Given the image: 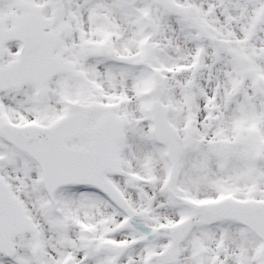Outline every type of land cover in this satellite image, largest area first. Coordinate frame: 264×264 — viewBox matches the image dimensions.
<instances>
[{
    "label": "rangeland",
    "instance_id": "obj_1",
    "mask_svg": "<svg viewBox=\"0 0 264 264\" xmlns=\"http://www.w3.org/2000/svg\"><path fill=\"white\" fill-rule=\"evenodd\" d=\"M169 1L171 11L154 0H63L54 13L50 0H0L5 27L29 9L38 10L55 55L84 76L82 81L55 77L44 101L36 98L35 84L0 92V126L51 127L71 114L72 104L82 102L92 107L89 126L108 113L119 118L121 174L102 177L135 213L121 221L114 214L118 208L94 188L63 186L49 195L35 162L0 131V178L36 227L35 234L13 238L14 254L0 253V264H148L150 257L169 250L157 228L187 220L192 226L174 264H261V242L250 231L231 220L212 219L199 206L227 198L264 201L263 0ZM147 15L153 34L142 21ZM65 21L68 35L62 34ZM102 45L113 50V60L99 53ZM16 52L15 43L5 46L0 66L15 62ZM157 73L165 79L161 92L155 91ZM154 102L168 108L167 122L182 148L173 185L167 151L152 137ZM223 142L235 148L225 158L217 152ZM70 145L89 148L82 139ZM220 162L228 163L220 166L227 171L218 172ZM132 177L150 182L145 199ZM182 196L190 211L176 201ZM121 224L129 231L120 230Z\"/></svg>",
    "mask_w": 264,
    "mask_h": 264
},
{
    "label": "water",
    "instance_id": "obj_2",
    "mask_svg": "<svg viewBox=\"0 0 264 264\" xmlns=\"http://www.w3.org/2000/svg\"><path fill=\"white\" fill-rule=\"evenodd\" d=\"M164 7H169L166 0H157ZM60 0H55L56 9ZM22 43V50L16 64L0 67V90L22 87L27 82L38 85V97L47 95L46 84L56 74L70 72L59 58L53 56L50 37L44 32L41 17L33 12L28 14L14 30H5L0 22V54L3 45L9 40ZM80 77L79 75H76ZM162 84H158L161 88ZM89 108L74 107V115L51 128L22 127L16 128L5 124L1 131L20 149L28 152L39 164L43 180L50 192L65 184H92L111 195L120 205H124L119 194L100 179L105 170L119 173L116 157V142L122 138L120 120L107 115L95 128H86ZM167 111L161 105L154 107L153 121L157 138L170 150L173 163L179 153L176 136L166 123ZM75 137L90 140L91 150H76L67 146V141ZM138 190L142 191L141 182L134 180ZM215 217L234 219L247 226L263 241L261 257L264 264V203L240 204L225 201L204 208ZM189 228L184 223L173 228L163 229L172 240V250L152 259V264L173 262L176 258V246ZM35 228L27 217L23 206L12 195L9 187L0 179V251L8 256L13 253L11 238Z\"/></svg>",
    "mask_w": 264,
    "mask_h": 264
},
{
    "label": "flooded vegetation",
    "instance_id": "obj_3",
    "mask_svg": "<svg viewBox=\"0 0 264 264\" xmlns=\"http://www.w3.org/2000/svg\"><path fill=\"white\" fill-rule=\"evenodd\" d=\"M247 4H254L255 2L259 1V0H244ZM264 3V0L262 1Z\"/></svg>",
    "mask_w": 264,
    "mask_h": 264
}]
</instances>
